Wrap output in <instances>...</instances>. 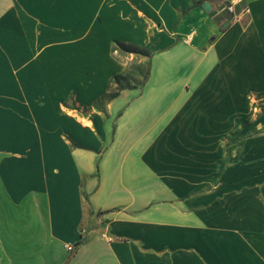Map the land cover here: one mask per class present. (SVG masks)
<instances>
[{
    "label": "crops",
    "instance_id": "obj_1",
    "mask_svg": "<svg viewBox=\"0 0 264 264\" xmlns=\"http://www.w3.org/2000/svg\"><path fill=\"white\" fill-rule=\"evenodd\" d=\"M225 3L0 0V264H264V133L209 149L264 94V0ZM115 41L149 73L107 97Z\"/></svg>",
    "mask_w": 264,
    "mask_h": 264
},
{
    "label": "rangeland",
    "instance_id": "obj_2",
    "mask_svg": "<svg viewBox=\"0 0 264 264\" xmlns=\"http://www.w3.org/2000/svg\"><path fill=\"white\" fill-rule=\"evenodd\" d=\"M136 52H126L122 50L119 47H116V50L114 51V55L118 57L119 59H125L126 56H129L130 54H134L135 56H138L139 58H142V62L139 61L138 63L130 60L129 69L127 73L120 79V85H133L138 84L142 81L143 76L146 73L147 67H148V56L141 50L135 49ZM118 87L116 82H113V85L111 86L110 90L114 91ZM224 94H210V96H222ZM103 101V100H101ZM209 102V105L213 102V100H207ZM238 104V116H240V125L237 124L232 127L231 124V116L233 115V109L231 108V105L229 103L225 104V107L223 109H216V108H210L209 110V116L210 120L211 118L213 120L221 119L223 117L225 119V122L229 123L225 126V131L228 130V128H233L228 134L225 135V138L223 141H210L209 142V149H216L217 143L221 144V147H224L227 149L229 145H232L235 142H238L239 140L248 138L252 135L264 133V94L259 93H241L239 94V102ZM236 116V115H235ZM200 128V127H199ZM218 128V125L216 124H209V130L210 131H216ZM237 134V135H236ZM225 164L228 162L227 157H225ZM213 182V181H212ZM211 183V182H210ZM211 187L210 184H207L204 189H209Z\"/></svg>",
    "mask_w": 264,
    "mask_h": 264
},
{
    "label": "trees",
    "instance_id": "obj_3",
    "mask_svg": "<svg viewBox=\"0 0 264 264\" xmlns=\"http://www.w3.org/2000/svg\"><path fill=\"white\" fill-rule=\"evenodd\" d=\"M116 47H119L121 48L122 50L126 51V52H136L135 49H139L141 51H143L148 57H150L151 55V51L150 50H147L145 48H142V47H139L135 44H132V43H122V42H118V41H115L114 44H113V48H112V51L114 52L116 50ZM148 73H149V65L147 67V70H146V73L145 75L143 76V79L141 82H139V84H143V82L147 79L148 77ZM124 77V75H116L114 76L113 78V82H116L118 87L114 90V91H109L108 94H107V97H113L119 89H121L122 87H126V86H130V85H120L119 81L120 79Z\"/></svg>",
    "mask_w": 264,
    "mask_h": 264
},
{
    "label": "built area",
    "instance_id": "obj_4",
    "mask_svg": "<svg viewBox=\"0 0 264 264\" xmlns=\"http://www.w3.org/2000/svg\"><path fill=\"white\" fill-rule=\"evenodd\" d=\"M242 0H226V3L224 5V8L230 12L231 14L235 13V6L240 3ZM104 237H106L107 239H111L107 236H105V234H102Z\"/></svg>",
    "mask_w": 264,
    "mask_h": 264
},
{
    "label": "water",
    "instance_id": "obj_5",
    "mask_svg": "<svg viewBox=\"0 0 264 264\" xmlns=\"http://www.w3.org/2000/svg\"><path fill=\"white\" fill-rule=\"evenodd\" d=\"M201 7L207 12L210 10V3L208 1H205L201 4ZM228 26V22H225L221 28L225 29Z\"/></svg>",
    "mask_w": 264,
    "mask_h": 264
}]
</instances>
